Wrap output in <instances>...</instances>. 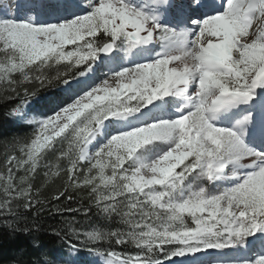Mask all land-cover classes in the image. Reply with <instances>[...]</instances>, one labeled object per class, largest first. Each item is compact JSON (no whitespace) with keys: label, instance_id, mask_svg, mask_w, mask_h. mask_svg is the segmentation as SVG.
I'll return each mask as SVG.
<instances>
[{"label":"snow or ice","instance_id":"obj_1","mask_svg":"<svg viewBox=\"0 0 264 264\" xmlns=\"http://www.w3.org/2000/svg\"><path fill=\"white\" fill-rule=\"evenodd\" d=\"M0 83L18 101L7 116L35 125L5 144L6 228L31 233L21 223L50 204L114 225L69 221L54 232L67 253L33 242L14 264H79L81 248L103 264H207L225 249L212 264H264V0H2ZM31 85L61 87L53 114L28 118ZM69 189L87 203L56 207Z\"/></svg>","mask_w":264,"mask_h":264},{"label":"trees","instance_id":"obj_2","mask_svg":"<svg viewBox=\"0 0 264 264\" xmlns=\"http://www.w3.org/2000/svg\"><path fill=\"white\" fill-rule=\"evenodd\" d=\"M62 67V66H61ZM48 71V70H46ZM18 81H22L23 77L16 73L14 74ZM31 75V74H30ZM48 75H55L54 71H48ZM6 85L0 83V95H3ZM31 87L36 91V95L30 100V105L28 108V117L42 119L46 115L53 114V109L56 108V104L64 98L63 91L61 87H45L39 88L37 85H31ZM22 91V88H21ZM18 101H2L0 100V126H2V131L5 133L4 136L0 137V171H3V153L5 151V144L12 137L21 138L22 140H29L34 132L35 125H29L24 123L22 120L11 119L7 116V112L10 111L12 106ZM67 145H65L66 147ZM49 160L54 161V157L51 155L48 157ZM42 182V177H38L37 183ZM65 182L63 173H61L60 178H53V181L49 183L48 187L44 191L45 197H50L55 193L57 188ZM73 195L74 199L72 201H67L64 197L61 198L59 202H53L56 207L70 206L72 208H77L81 206V200L87 203V195L77 189H69V193ZM43 198V197H42ZM52 205H47L45 210L41 212L38 216L34 213L29 214L26 222L21 223V227H31L33 231L31 233L17 232L12 233L6 228L4 221L0 219V264H14L12 257L18 255L17 249L26 247L29 243H43L52 250L53 253H67L69 251L67 247V242L60 236H56L54 232L58 229L65 227L66 223L71 221L73 227L77 230L91 231L93 228H104L105 230H110L114 225H110L108 221L104 220L102 217L96 215L95 210L88 217H84L82 214H70L65 213L64 215L57 214L54 210L49 211ZM190 222V221H189ZM78 243V241H73ZM106 246V245H105ZM119 251L134 249H123L118 248ZM79 259V264H96V259L98 256L90 253L86 248H81L78 253H74ZM225 256V254H223ZM223 256V257H224ZM35 259V257H33ZM176 259V258H175Z\"/></svg>","mask_w":264,"mask_h":264},{"label":"rangeland","instance_id":"obj_3","mask_svg":"<svg viewBox=\"0 0 264 264\" xmlns=\"http://www.w3.org/2000/svg\"><path fill=\"white\" fill-rule=\"evenodd\" d=\"M0 2H2V0H0ZM69 47H71V46H69ZM257 117H258V119H259V117H260V114H259V112L257 113ZM28 118H30V117H28ZM23 121V120H22ZM98 139H99V137H98ZM222 254H225V256L224 255H222ZM230 255H232L231 254V250H228V249H225L223 252H221V253H213L211 256H208V257H205V256H201V260H206L207 261V264H212V262H213V260H215V259H220V260H227L228 258H229V256ZM224 256V257H223ZM97 264V263H96ZM98 264H103V261L101 262V263H98ZM185 264H195V262L194 261H190V260H186L185 261Z\"/></svg>","mask_w":264,"mask_h":264},{"label":"water","instance_id":"obj_4","mask_svg":"<svg viewBox=\"0 0 264 264\" xmlns=\"http://www.w3.org/2000/svg\"><path fill=\"white\" fill-rule=\"evenodd\" d=\"M179 259H177V264H180V261H178ZM187 260V259H186Z\"/></svg>","mask_w":264,"mask_h":264}]
</instances>
